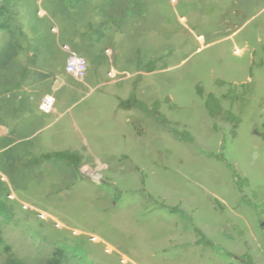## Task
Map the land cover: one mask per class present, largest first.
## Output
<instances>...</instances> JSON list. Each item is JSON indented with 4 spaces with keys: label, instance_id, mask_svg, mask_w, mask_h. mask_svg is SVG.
Listing matches in <instances>:
<instances>
[{
    "label": "rangeland",
    "instance_id": "374dc122",
    "mask_svg": "<svg viewBox=\"0 0 264 264\" xmlns=\"http://www.w3.org/2000/svg\"><path fill=\"white\" fill-rule=\"evenodd\" d=\"M0 264H264V0H0Z\"/></svg>",
    "mask_w": 264,
    "mask_h": 264
},
{
    "label": "built area",
    "instance_id": "2783aa9c",
    "mask_svg": "<svg viewBox=\"0 0 264 264\" xmlns=\"http://www.w3.org/2000/svg\"><path fill=\"white\" fill-rule=\"evenodd\" d=\"M87 69L88 65L86 60L76 52H70L66 65V72L76 79H81L87 72ZM56 102L57 100L54 94L46 95L40 103V111L44 114L55 112Z\"/></svg>",
    "mask_w": 264,
    "mask_h": 264
}]
</instances>
